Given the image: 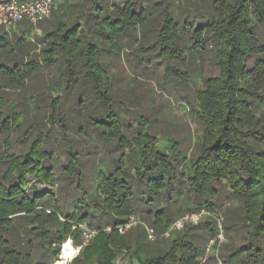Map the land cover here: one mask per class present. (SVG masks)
<instances>
[{
	"label": "trees",
	"instance_id": "16d2710c",
	"mask_svg": "<svg viewBox=\"0 0 264 264\" xmlns=\"http://www.w3.org/2000/svg\"><path fill=\"white\" fill-rule=\"evenodd\" d=\"M79 5L73 21L58 20L41 32L40 49L26 37H8L0 27V162L5 166L0 175V264H52L69 235L80 245L81 231L72 230L78 224L97 234L69 264H118L123 254H128L127 264H201L216 235L214 217L162 235L185 213H215L227 200L239 204L240 214L231 211L223 220L226 241L218 257L230 264H264V0H82ZM83 17L85 27L79 24ZM134 29L152 40L153 59L177 62L187 56L199 62L210 55L217 69L189 96L202 125L198 152L190 162L181 156L178 142L155 133L148 117L130 119L114 108L116 92L101 67L103 46L111 48ZM19 30L29 32L31 26ZM46 68L56 71L52 90L61 82L67 94L51 96L49 107L61 113V104L76 92L77 131L92 130L105 150L118 152L112 167L92 163L93 190L85 186L88 159L83 161L64 137L55 146L40 129L46 115H36L35 123L22 119L29 101L37 103L45 90ZM175 76L184 82L190 77L188 71ZM14 133L24 135L17 152L9 141ZM60 172L75 177L82 193L75 212L65 215L53 206L52 196L27 187L30 179L51 184ZM136 214L154 229L156 240L149 241L142 227L125 234L104 231ZM202 264H218L216 255Z\"/></svg>",
	"mask_w": 264,
	"mask_h": 264
},
{
	"label": "rangeland",
	"instance_id": "374dc122",
	"mask_svg": "<svg viewBox=\"0 0 264 264\" xmlns=\"http://www.w3.org/2000/svg\"><path fill=\"white\" fill-rule=\"evenodd\" d=\"M60 4L61 0H55L54 9L58 8ZM88 6L89 5L86 7ZM86 11H88L87 8ZM86 11L85 14L87 15L88 13ZM68 12L73 14L72 21L78 16L76 10ZM82 13L84 14V12ZM50 19L51 16L46 21ZM70 19L66 21L69 22ZM85 20V17L81 18L79 22L81 27H85ZM46 21L39 24L36 28L31 27L29 32L19 29L17 31L10 30L6 32L10 38L13 37V34L26 37V40L38 45L36 48L40 49L42 44L37 41V37L40 36L42 30L51 29V27L46 24ZM260 31L263 38L264 28H261ZM127 33L129 37L114 41V45L111 48L108 44L103 46L101 56V67L107 72L110 89L116 92V101L113 104L114 108L123 109V111L126 112V117L130 119L135 117V115H144L148 117L156 127L155 133L162 140L166 141L167 139H171V141L178 142L181 156L186 157L190 162L198 152V138L201 134L202 125L201 121L194 114L195 110H193V103L189 96L193 91L201 88L205 77L217 72V69L212 63V58L209 55L199 62H191L186 56L182 61L173 62L167 59L165 62H162L156 55L154 59L151 57V54H155L153 51L154 48H150L152 40L147 37H140L139 29L128 30ZM42 59L43 58L40 57V61ZM44 64L41 62L40 65L44 66ZM174 64L176 65L175 67ZM176 71L182 74L188 71L190 75V77H187L188 81L184 82L181 76H175ZM55 72L53 68L45 69L43 75L45 77L46 87H43L45 90L40 97L41 100L39 98L37 103L33 99L29 101V110L22 115V119L27 117L30 122L35 123L36 115L40 117L46 115L41 119L43 121V126L40 125V129L43 132H48V139L54 142L55 146L59 145V143L61 144L60 139L64 137L65 144H72L74 146V151L80 153V157L83 161L88 159L83 169L87 175H90L85 186L87 190H93L96 185L92 180L93 177H91L94 172L92 163L96 166L98 163L101 164V162H104V166L99 165V168L102 169L106 166L112 167L114 163L111 160L117 157L116 153L118 152H108V150H105L103 142L96 139L92 130L89 131L87 129V131L83 130V132L77 131L78 115L74 106L76 92L69 95L67 101L61 104V109L63 110L61 113L57 109L53 108L54 110H52V108L49 107L51 96L56 99L57 97L65 98V96H67L61 82H58V85L60 84L61 87L52 90L51 85L55 80L51 78L53 74L55 75ZM176 77L179 80L177 83L174 82V78ZM187 86L190 92H188ZM179 90L187 91V94L182 95ZM32 95L33 94L30 96ZM17 101L21 100H14V102ZM35 104L40 106L39 109L35 108ZM22 106L23 103L20 107ZM49 114H53L54 117L49 119ZM37 131L38 129L34 130V135H36ZM23 137L24 135L20 133H14L10 137L9 141L11 140V143L14 145L12 149L15 152H17L18 148H22L21 141H23ZM95 146H98L97 150L94 149ZM125 152L131 153L129 150ZM3 155V138H1L0 158ZM4 170L5 166L0 162V175ZM27 187L28 191H30V187H35L39 192L52 196L53 206L56 205L59 208L61 215H65L67 211L70 213L75 212L73 206L82 198L81 191L76 187V178L67 179L65 176L61 175V172L60 174H56V180L51 184L35 182L30 179ZM238 205L239 204L234 200H227L220 208H216L215 214H219L224 222H226L227 216H231L229 212H234ZM237 211L238 210L235 211L236 214H240V212ZM137 217L143 219L139 214ZM161 239L162 237H159L158 240ZM67 241H72L74 247L77 245L74 236L69 235L60 243V253L62 246ZM142 241L144 240L142 239ZM153 246L154 244H150L147 248L151 249ZM142 248V250L146 249L144 247ZM127 257L128 254L119 256L117 263L127 264ZM58 260L53 261L52 264H56ZM72 260L73 259L67 264Z\"/></svg>",
	"mask_w": 264,
	"mask_h": 264
},
{
	"label": "built area",
	"instance_id": "2783aa9c",
	"mask_svg": "<svg viewBox=\"0 0 264 264\" xmlns=\"http://www.w3.org/2000/svg\"><path fill=\"white\" fill-rule=\"evenodd\" d=\"M54 6L55 0H0V27L5 31H17L19 28H22L23 24L36 28L39 23L47 20L51 16ZM208 216L214 217L217 231L215 237L209 240L200 263H204L208 255L214 253L218 264H230L228 262H223L218 257V251L226 241L222 226L223 219L219 214L210 213L205 209L185 213L171 224L162 237H168L171 232L183 230L187 226L197 225L202 219ZM139 226L144 229L149 241L156 240L157 235L154 229L144 224L135 215H131L124 223L117 225L115 228L110 226L106 227L104 231L110 233L116 230L119 234H125L129 230ZM76 229L81 231L80 245L74 247L72 241H69L76 249L74 258L78 255L80 249L86 246L91 238L97 234L95 229L89 228L86 224L73 225L72 230ZM60 256L58 257L59 259Z\"/></svg>",
	"mask_w": 264,
	"mask_h": 264
},
{
	"label": "crops",
	"instance_id": "0c3cea01",
	"mask_svg": "<svg viewBox=\"0 0 264 264\" xmlns=\"http://www.w3.org/2000/svg\"><path fill=\"white\" fill-rule=\"evenodd\" d=\"M82 2V0H61V4L58 6V8L53 10V13H51V19L49 21H46L47 25L51 27L54 23H56L58 20H69L72 21L73 14L68 11H74L79 4ZM49 19V18H48ZM42 21L41 23H43ZM39 23V24H41ZM43 31V30H42ZM41 31V32H42Z\"/></svg>",
	"mask_w": 264,
	"mask_h": 264
},
{
	"label": "bare ground",
	"instance_id": "6f19581e",
	"mask_svg": "<svg viewBox=\"0 0 264 264\" xmlns=\"http://www.w3.org/2000/svg\"><path fill=\"white\" fill-rule=\"evenodd\" d=\"M75 253L76 249L71 245L69 241L64 243V246L60 253V259L56 262V264H67L71 259L74 258Z\"/></svg>",
	"mask_w": 264,
	"mask_h": 264
}]
</instances>
